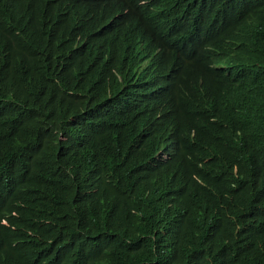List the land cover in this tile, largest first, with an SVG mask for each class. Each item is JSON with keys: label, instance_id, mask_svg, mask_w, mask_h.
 <instances>
[{"label": "trees", "instance_id": "trees-1", "mask_svg": "<svg viewBox=\"0 0 264 264\" xmlns=\"http://www.w3.org/2000/svg\"><path fill=\"white\" fill-rule=\"evenodd\" d=\"M50 1L0 0V264H159L169 243L171 264H264V0H97L98 9L128 20L130 13L154 37L175 33L164 46L168 60L205 70L224 89L225 104L211 117L181 109L177 121V204L201 217L204 240L198 220L175 229L169 212L150 227L148 212L118 213L99 180L91 187L120 83L101 81L79 61L75 33L89 19L81 0H52V20ZM13 6L27 20L11 15ZM203 21L211 34L200 50L195 25ZM127 30L121 71H129ZM235 58L244 59L239 70ZM99 120L104 132L88 151ZM197 122L209 128V147L189 134ZM112 177L124 179L120 165ZM240 181L250 190L230 194L240 205L223 207L222 191Z\"/></svg>", "mask_w": 264, "mask_h": 264}, {"label": "clouds", "instance_id": "clouds-1", "mask_svg": "<svg viewBox=\"0 0 264 264\" xmlns=\"http://www.w3.org/2000/svg\"><path fill=\"white\" fill-rule=\"evenodd\" d=\"M81 5L89 19L78 28L79 34L77 31L75 33L79 61L101 81L120 83L114 100L115 117L110 121V136L99 153L100 168L90 174L93 181L91 187L94 188L99 180L100 188L106 191L111 206L118 213L148 212L153 219L150 227L169 212H173L172 224L175 229H187L198 220L200 224L195 227L204 240L201 217L177 204L184 177L177 138V131L182 127L177 121L181 118V109L197 111L203 119L211 117L218 105L225 104L224 89L211 78H206L205 70L188 72L181 58L168 60L164 46L173 41L175 33L154 37L137 24L130 13L128 20L126 14L116 9H98L97 0H81ZM47 9L52 20L55 15L52 0ZM10 14H16L14 6ZM16 19L27 20L25 11L17 13ZM128 24L129 71H121L118 63L128 36ZM207 27L209 32L203 34ZM195 28L197 45L203 50L210 39V24L207 21L199 22ZM243 60L235 58L238 70ZM80 101L83 107L91 109V101L85 98ZM189 130V134L201 146L209 147L211 138L204 134L209 131L208 127L197 122L191 124ZM103 132L99 120L97 139L87 146L88 151L95 150ZM124 135H129V145ZM125 153L128 154V162L121 163L115 158L116 154ZM118 165L124 173L123 180L112 177ZM250 188L251 185L246 182L231 183L221 193L222 206L240 205L230 199V194H245ZM0 206L5 208L3 198H0ZM241 206L250 214L254 212L253 207ZM3 211H0V215ZM3 222L8 225L7 218ZM145 239L155 240L147 232ZM2 241L0 234V243ZM159 251L156 262L171 264L174 261L171 243Z\"/></svg>", "mask_w": 264, "mask_h": 264}]
</instances>
